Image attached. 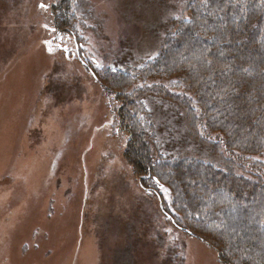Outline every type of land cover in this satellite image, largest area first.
<instances>
[{
  "label": "rangeland",
  "instance_id": "1",
  "mask_svg": "<svg viewBox=\"0 0 264 264\" xmlns=\"http://www.w3.org/2000/svg\"><path fill=\"white\" fill-rule=\"evenodd\" d=\"M66 1L88 11L58 26ZM180 1L0 0V264H222L139 186L118 103L81 64L151 58Z\"/></svg>",
  "mask_w": 264,
  "mask_h": 264
},
{
  "label": "trees",
  "instance_id": "2",
  "mask_svg": "<svg viewBox=\"0 0 264 264\" xmlns=\"http://www.w3.org/2000/svg\"><path fill=\"white\" fill-rule=\"evenodd\" d=\"M66 3L58 26L88 11ZM177 8L151 58L81 64L118 103L127 164L171 224L222 264H264V0Z\"/></svg>",
  "mask_w": 264,
  "mask_h": 264
},
{
  "label": "bare ground",
  "instance_id": "3",
  "mask_svg": "<svg viewBox=\"0 0 264 264\" xmlns=\"http://www.w3.org/2000/svg\"><path fill=\"white\" fill-rule=\"evenodd\" d=\"M7 157H8V150L6 151L5 147L2 145L0 148V164L4 163ZM26 164L27 166L35 167L38 170L37 163H35L34 160H32V158H31V161L27 160ZM34 175L35 173L34 174L31 173L30 176H28L29 178L28 180H32L34 178Z\"/></svg>",
  "mask_w": 264,
  "mask_h": 264
},
{
  "label": "snow or ice",
  "instance_id": "4",
  "mask_svg": "<svg viewBox=\"0 0 264 264\" xmlns=\"http://www.w3.org/2000/svg\"><path fill=\"white\" fill-rule=\"evenodd\" d=\"M41 7H44V5H41ZM51 50V49H50Z\"/></svg>",
  "mask_w": 264,
  "mask_h": 264
}]
</instances>
